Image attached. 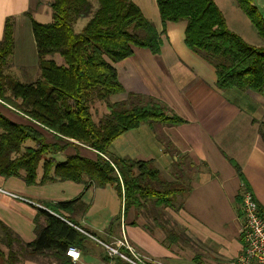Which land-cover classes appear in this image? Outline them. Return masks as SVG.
Masks as SVG:
<instances>
[{"label": "trees", "instance_id": "obj_1", "mask_svg": "<svg viewBox=\"0 0 264 264\" xmlns=\"http://www.w3.org/2000/svg\"><path fill=\"white\" fill-rule=\"evenodd\" d=\"M155 2L163 27L167 22L186 23L184 44L213 66L219 90L238 89L264 96V46L250 45L230 31L212 0ZM235 2L264 42V17L253 0ZM48 6L51 11L48 23H39L27 14L40 71V78L34 83H20L5 73L14 50V38L12 18L3 22L0 105L26 117L30 124L13 123L0 113V177H19L27 186L49 181L109 186L121 202V214L133 209L152 219L153 225L164 231L168 242L192 246L166 211L181 207L191 190V180L183 181L181 170L178 177L165 180L152 161L120 157L111 151L114 139L140 125L155 131L158 125L185 123L151 98L128 94L122 102L109 100L124 92L112 64L130 57L134 48L158 54L161 34L132 0H49ZM81 18L87 22L75 33L73 24ZM56 55L61 57L62 64L56 63ZM94 102H102L107 111L97 121L91 113ZM261 128L264 142V123ZM39 129L51 133L52 141L48 142ZM28 141L33 145L24 146ZM82 146L95 151V158L78 153L63 156L62 161L55 158L69 147ZM229 162L242 180L241 192L235 197L240 216L241 193L251 190L237 164ZM40 163L42 175L36 180ZM38 204L44 209L36 208L32 221L35 238L29 243L0 221V246L7 250L5 255L0 248V258L6 264H16L19 257L35 258L45 253L56 264H71L65 250L69 246L81 248L88 238L70 224L79 227L73 216L80 208L86 211L87 205L79 197ZM257 207L264 219V209L258 203ZM109 259L105 255L104 261Z\"/></svg>", "mask_w": 264, "mask_h": 264}, {"label": "crops", "instance_id": "obj_2", "mask_svg": "<svg viewBox=\"0 0 264 264\" xmlns=\"http://www.w3.org/2000/svg\"><path fill=\"white\" fill-rule=\"evenodd\" d=\"M48 1L32 8V0H0V38L4 20H13L14 50L5 73L20 83H34L40 78L27 14L35 21L40 19L39 23L50 22ZM132 1L161 34V47L156 55L147 49L134 48L130 57L112 64L124 89L113 95L112 103L125 101L128 94L151 98L185 123L158 125L155 131L140 125L114 139L111 151L120 157L152 161L165 180L178 177L180 170L183 181L191 180V190L181 207L166 211L192 246L180 242L164 245V231L150 233L141 214L133 209L124 215L121 211L116 213L108 204L111 198L107 194H95L98 187L70 181L27 186L19 177H0V190L13 195L0 192V221L29 243L35 238L32 221L37 207L33 203L67 202L79 197L87 205L86 211L80 208L73 216L79 227L104 242L125 236L154 264H237L242 250L239 237L242 220L235 197L241 192L242 180L229 160L237 164L254 199L264 209V142L260 136L264 96L238 89L219 90L213 66L184 44L186 23L167 22L163 27L155 0ZM253 3L264 17V0ZM224 19L227 25L225 16ZM0 113L13 123L30 124L26 117L7 106L0 105ZM39 131L48 142L52 141L51 133ZM76 153L89 159L96 156L95 151L82 146L69 147L55 158L62 161ZM185 166L189 170L186 173ZM39 167L41 174L36 171V180L41 178L42 163ZM119 203L122 208L120 200ZM77 249L80 258L77 262L70 261L71 264H119L115 259L104 261L103 249L91 239ZM44 255L35 258L44 259ZM40 259L26 260L24 264H47L46 259Z\"/></svg>", "mask_w": 264, "mask_h": 264}, {"label": "built area", "instance_id": "obj_3", "mask_svg": "<svg viewBox=\"0 0 264 264\" xmlns=\"http://www.w3.org/2000/svg\"><path fill=\"white\" fill-rule=\"evenodd\" d=\"M0 192L13 196L3 190ZM33 205L44 209L38 204L33 203ZM240 209L242 224L239 237L242 250L237 258V264H264V219L259 216L256 200L250 191H242ZM70 225L100 245L104 254L110 259L120 260L124 264H154L132 246L124 236L111 242H104L81 228ZM65 255L71 262H77L80 258V251L76 247L69 246L65 250Z\"/></svg>", "mask_w": 264, "mask_h": 264}, {"label": "rangeland", "instance_id": "obj_4", "mask_svg": "<svg viewBox=\"0 0 264 264\" xmlns=\"http://www.w3.org/2000/svg\"><path fill=\"white\" fill-rule=\"evenodd\" d=\"M213 1H215L218 4L219 8L223 11L224 16H225L226 21H227V25H228L230 30L235 31L236 34L241 36L244 39V41H246L248 43H253V44L258 45V46H264V42L259 38V36L256 33V30L251 25V23L249 22L247 17L239 9L235 0H213ZM42 2H45V0H32V8L34 7L35 4L38 5L39 3H42ZM35 19H38V18H35ZM37 21H40V19ZM86 22H87V19H85V18L78 19L73 24L74 32L79 33L82 30V28L85 26ZM54 60L56 61L57 64H62V59L60 56H57V55L54 56ZM109 100H110V102H113V96L110 97ZM105 111H106V108L102 102H94L93 105L91 106V113H92L93 120L97 121L100 117L104 116ZM29 145H32V142L28 141L24 144V146H29ZM187 166H185V168H184L185 173H186V170L188 169ZM37 174H41V168L40 167L37 169ZM105 188L95 189L94 192H95V194L97 193L100 195L107 194V196H109L111 198L110 202H108L111 210L118 213L119 211H121V207H120V203H119V200L117 199L115 191L110 187H105ZM143 217L146 219L145 216H143ZM118 218H120V217H118ZM112 219H113V217H112ZM119 220H121V219H119ZM121 222H122V220H121ZM146 226L148 228V231L152 234H155L156 230H159L160 232H162L160 228L156 229L158 227L153 225L152 219H150V220L146 219ZM123 235H124V233H123ZM165 236H166V234H165ZM167 242L168 241L166 239L164 245ZM129 243L131 245H134L130 241H129ZM0 248L4 251V254L7 255L6 248L4 246H0ZM40 258H41V256L39 258L38 257L37 258H28L27 256L19 257V262H17L16 264H24L26 260L40 259ZM43 258L44 259H40V260L43 261L46 259L47 264H56V263H54L53 260L50 259L49 255L45 254L43 256ZM0 264H6L4 262V259L0 258Z\"/></svg>", "mask_w": 264, "mask_h": 264}]
</instances>
